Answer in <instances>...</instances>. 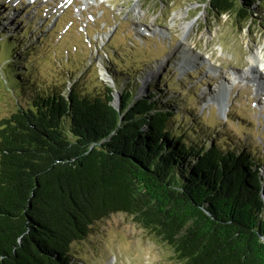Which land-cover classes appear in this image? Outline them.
I'll return each instance as SVG.
<instances>
[{"label": "trees", "instance_id": "trees-1", "mask_svg": "<svg viewBox=\"0 0 264 264\" xmlns=\"http://www.w3.org/2000/svg\"><path fill=\"white\" fill-rule=\"evenodd\" d=\"M207 2L245 23L264 13V0ZM0 39L3 81L27 97L0 120V264H70L71 244L116 213L176 264H264V150L199 140L159 83L136 99L129 80L118 110L108 85L38 93L15 39Z\"/></svg>", "mask_w": 264, "mask_h": 264}, {"label": "rangeland", "instance_id": "rangeland-1", "mask_svg": "<svg viewBox=\"0 0 264 264\" xmlns=\"http://www.w3.org/2000/svg\"><path fill=\"white\" fill-rule=\"evenodd\" d=\"M61 1L0 0V34L20 47L36 92L108 85L119 106L129 80L139 82L136 99L159 83L156 97L173 98L199 140L264 150V13L245 23L215 15L207 0H66V10ZM182 49L195 59L180 65ZM6 59L0 53V120L27 101L3 81ZM70 255V264H176L158 237L123 213L93 223Z\"/></svg>", "mask_w": 264, "mask_h": 264}, {"label": "bare ground", "instance_id": "bare-ground-1", "mask_svg": "<svg viewBox=\"0 0 264 264\" xmlns=\"http://www.w3.org/2000/svg\"><path fill=\"white\" fill-rule=\"evenodd\" d=\"M189 28H190V26H186V31L184 30L183 32L184 33H186V34H188V30H189ZM145 30V29H144ZM147 32L148 31H146L144 34L146 35L147 34ZM142 34V33H141ZM186 40V38L185 37H182V41H185ZM185 47V46H184ZM191 56H192V54H190V52H189V49H182L181 50V55H180V58H181V60H180V65L182 64V63H185V59L188 61V60H194L195 58H194V56H192V59H191ZM258 57V54L257 53H254V54H252V56L250 57V58H248V60L250 61V62H254L255 60H256V58ZM253 68V67H252ZM257 71V70H256ZM255 71V72H256ZM256 73H258L259 74V72L257 71ZM218 92H219V90H218Z\"/></svg>", "mask_w": 264, "mask_h": 264}, {"label": "water", "instance_id": "water-1", "mask_svg": "<svg viewBox=\"0 0 264 264\" xmlns=\"http://www.w3.org/2000/svg\"><path fill=\"white\" fill-rule=\"evenodd\" d=\"M113 94V93H112ZM112 106L116 109V110H118L119 109V106L117 105V102H115L114 101V94H113V96H112Z\"/></svg>", "mask_w": 264, "mask_h": 264}]
</instances>
